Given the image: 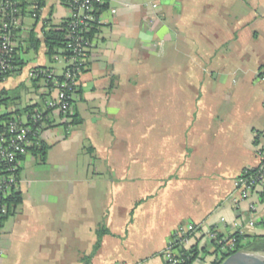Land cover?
I'll return each instance as SVG.
<instances>
[{
  "label": "crops",
  "instance_id": "0c3cea01",
  "mask_svg": "<svg viewBox=\"0 0 264 264\" xmlns=\"http://www.w3.org/2000/svg\"><path fill=\"white\" fill-rule=\"evenodd\" d=\"M68 16L67 7L47 0L38 19L24 14V33L33 29L41 38L44 26ZM98 25L79 79L75 109L81 122L72 125L55 114L41 134L49 145L46 157L56 148L64 157L57 166L69 171L67 177L56 189L35 193L23 177L34 158L25 156L16 188L21 201L0 220V264H164V249L188 223L199 229L178 237L182 246L197 245L198 257L206 252L212 258L203 264H212L208 230L225 234L236 217L256 218L245 233L264 235V181L250 199L233 200L234 179L259 164L256 148L264 134V82L258 78L264 74V0H112ZM19 54L23 68L0 81V89H19L10 109L40 104L47 93L43 81L31 83L29 69L62 70L43 45ZM168 54L171 72L164 64L163 72L149 62V72L143 68L150 56L165 61ZM108 126L125 142L139 131L141 155L109 157L113 212L103 219L109 233L94 251L102 220L92 195L100 191L94 177L100 173L89 172L87 157L74 172L70 151L87 139L93 152L107 146L113 134L104 141L100 129ZM39 181L47 186L45 178ZM137 207L144 245L128 218Z\"/></svg>",
  "mask_w": 264,
  "mask_h": 264
},
{
  "label": "built area",
  "instance_id": "2783aa9c",
  "mask_svg": "<svg viewBox=\"0 0 264 264\" xmlns=\"http://www.w3.org/2000/svg\"><path fill=\"white\" fill-rule=\"evenodd\" d=\"M47 0H28L25 6L28 14L38 19L43 3ZM57 3L69 9V16L66 21V52L56 54L54 59L62 64L61 72L29 69L28 78L42 75L50 80L54 85L53 94L46 100V106L62 115H67L74 111V102L78 96L76 88L79 77L83 73L88 58V53L92 47L93 40L88 37L91 23L94 21L95 9L112 0H56ZM22 0H0V77H3L13 68L14 55L18 42L22 41L26 34L22 24ZM128 5V4H126ZM152 8H157V4L151 3ZM115 12V9H111ZM103 13V12H102ZM102 13L98 16L100 22ZM47 24V22H44ZM62 75L64 80L57 81L56 76ZM258 78L264 82V74L258 73ZM264 103V96H263ZM44 117L40 112L34 111L28 118L22 120L20 117L12 116L3 127L0 125V217L8 212V198L13 190H16L19 183V171L27 153V146L31 143V136L38 135L44 124ZM256 154L259 164L252 168H245L233 181L235 204L250 199L252 193L258 185L264 181V134L258 143ZM251 213L256 211V205L252 202L248 205ZM220 222L225 223L224 217ZM258 224L256 218L242 220L236 217L229 222V228L221 238H217V230H208L209 240H216L221 244V251L227 252L234 247V232L244 233L246 229ZM199 229L198 225L188 223L180 227L174 233V237L182 238L187 234ZM229 239V240H228ZM227 244L224 245L223 242ZM173 242V241H172ZM168 243L163 251L164 260L167 264H179L182 261V253L174 247L173 243Z\"/></svg>",
  "mask_w": 264,
  "mask_h": 264
},
{
  "label": "trees",
  "instance_id": "16d2710c",
  "mask_svg": "<svg viewBox=\"0 0 264 264\" xmlns=\"http://www.w3.org/2000/svg\"><path fill=\"white\" fill-rule=\"evenodd\" d=\"M28 0H22V13L23 15L28 11L26 10L25 6L27 5ZM109 7V2H105L104 4L98 6L94 11L95 19L91 23V28L88 32V37L90 39H93L98 31V24L97 22L98 16L104 12ZM66 21L67 18L63 19L58 25H46L42 28V36L41 38H38L36 35V32L32 29L29 32H27L26 37L18 42V45L16 46V51L14 55V62H13V68L9 70L3 77H0V81H3L11 74L20 72V70L23 68L24 63L23 59L21 58L19 52L21 50L29 51L34 50L37 51L40 46H44L46 49V56L48 60L52 63H57V61L54 59V56L56 54L65 53L66 52V44H67V38H66ZM87 62V61H86ZM86 66V64H85ZM34 69L38 70H44L46 72L55 71V68L52 66H36L32 67ZM85 68L83 69L84 72ZM57 81L62 82L64 80L62 75L56 76ZM80 79V77H79ZM32 84L40 83L43 81L44 87L46 89V92L42 96V100L39 103L35 104H27L23 106L22 108H8V102L13 101L18 97V90L17 91H7L4 89H0V125L3 127V124L6 123L9 119H11L12 116L16 117H22L25 119V117H29L34 111L40 112L44 117V124L41 128V131L38 135L31 136V143L27 146V153L32 155L33 157H38L40 162H44L47 154V150L49 148V145L44 143L41 139V134L43 130L49 126L54 118V115L61 117L62 119H68L69 124L75 125L81 122V119L78 118L76 109H75V103L74 102V111L71 113H67V115H62L59 112H56L53 109H50L46 106V100L49 96L53 94V83L50 82V80L45 79L42 75H39L37 77H33L29 79ZM76 93H80L79 89V82L76 88ZM14 107V106H13ZM91 150V148L89 149ZM20 172V171H19ZM262 195V193H261ZM21 201L20 193H17L16 190H13L8 198V212L0 217V220H3L5 217H7L11 209L18 204ZM109 233V231L104 227L100 226L96 230L97 234V240L94 244L93 250H97V248L100 245V239L102 235ZM217 238H221L223 236V233L218 232ZM190 234H187L186 236L182 237V240L185 237L190 236ZM231 237H234V247L231 250H228L227 252L221 251V244L216 243V240H211V244L214 246V255L216 256L215 261H213L212 264H219L225 257L230 255L233 252L236 251H245V252H264V235H254V234H247V233H238L234 232L231 234ZM229 240V239H228ZM174 244V247L178 249L180 253H182V261L179 264H193L195 260L198 258L200 250L197 248V245H192L189 248H184L182 246L181 241L179 238H176L172 242ZM224 245L227 244L226 242H223ZM203 251V250H202ZM206 253V252H204ZM164 264H167L164 262Z\"/></svg>",
  "mask_w": 264,
  "mask_h": 264
},
{
  "label": "rangeland",
  "instance_id": "374dc122",
  "mask_svg": "<svg viewBox=\"0 0 264 264\" xmlns=\"http://www.w3.org/2000/svg\"><path fill=\"white\" fill-rule=\"evenodd\" d=\"M156 1H166V0H156ZM156 4V3H155ZM149 5H151V3H149ZM160 8V6L158 5V9ZM171 44V43H170ZM40 54V53H39ZM28 56H31V54H29ZM171 58V54L167 55L165 58V61L163 59H157L155 56H150L149 58H147L145 60V63L147 64L146 66H144L143 68L149 72L148 66L149 64H154V66L152 67V69L154 70V72L159 68L160 72H163L162 68V64H164V71L165 73H168L169 71L171 72L170 67H172L171 63L167 62V60ZM149 62V64H148ZM48 63V62H47ZM157 65V67H156ZM134 77H136V73L133 74ZM135 109V108H133ZM133 117L136 118L137 117V113L135 111H133ZM21 119H23V116L21 117ZM139 130V128H138ZM100 133H101V137H103V139L105 138L104 141H106L105 134L106 133H110L113 134L111 135V138L107 140H109V143L107 146H103L99 149H97L96 151H92L93 149L89 150L91 147L93 148L95 144H93L92 141L90 140H85L80 146L78 145H74L72 147L73 152L70 151V153H73V156L75 157L73 163L71 164L72 168H74V172L76 173H80L81 169L80 166L81 164H83V161L86 158V162L88 163V170L89 172H93L96 171L98 173H100L99 175L94 176L95 177V182L98 185L99 188V192L92 195L93 199H94V203L96 206V211H95V215L97 213L100 214V219L102 220V224L100 226H104L108 231V227L105 226L103 224V219L105 216H107V214H112L113 212V205H112V194L108 191L109 189H107V185H108V181L111 179V175H110V171L112 170L111 164L109 163V157H111L112 155H116L117 157L120 156H126L130 157L131 153H133L136 157H140L141 155V145H140V136H139V131H136L135 129H133V132L131 134V141H126V139L123 138H119L117 136V134L114 133L113 130H111L108 127H105L104 129H100ZM129 135V134H128ZM130 136V135H129ZM127 143V144H126ZM52 151V152H51ZM49 152V157L47 158V164H42L38 157H33L34 158V163L29 162L28 164L30 166H25V171H27V173L23 174V177L26 178V180L31 181L30 182V186L32 191H34L35 193L38 192V189L42 190V188L46 187V189L48 190L49 188L52 190V188L56 189L58 187V185H60L61 180L66 179L67 174L69 171H66L65 169H59L57 165H60V163L62 162V160H64V157H58V156H62L59 152V149H53ZM29 157H32L29 155ZM66 159V158H65ZM49 164V165H48ZM28 167L30 168V171L28 172ZM38 172L37 174L35 172ZM72 172V171H71ZM37 177H41V178H45L46 185L44 186V181H39L37 182ZM38 188V189H37ZM36 189V190H35ZM44 190V189H43ZM125 203H128V200L125 199ZM119 212L123 215L125 210L123 208L119 209ZM126 213V212H125ZM136 216V217H134ZM130 220H135L134 224L135 226L132 227V229H134V231L132 232V230L130 232H132V235H134L137 240L139 241L140 245H144L145 242V238H146V231L144 229H142L139 225H140V208L137 207L134 212L133 210L130 211V215L128 217ZM126 233L123 234V236L125 238H130V236L128 235V231H125ZM129 236V237H127ZM125 240V239H124ZM122 239L123 242L122 245L125 246V241ZM257 254L264 256V252H257ZM210 255L208 253H204L203 256L198 257L195 262L196 264H203V263H209L210 260Z\"/></svg>",
  "mask_w": 264,
  "mask_h": 264
},
{
  "label": "water",
  "instance_id": "95a60500",
  "mask_svg": "<svg viewBox=\"0 0 264 264\" xmlns=\"http://www.w3.org/2000/svg\"><path fill=\"white\" fill-rule=\"evenodd\" d=\"M219 264H264V256L257 252L236 251L225 257Z\"/></svg>",
  "mask_w": 264,
  "mask_h": 264
}]
</instances>
